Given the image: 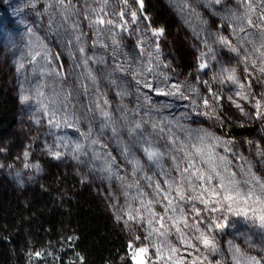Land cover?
Listing matches in <instances>:
<instances>
[{
    "label": "rangeland",
    "instance_id": "1",
    "mask_svg": "<svg viewBox=\"0 0 264 264\" xmlns=\"http://www.w3.org/2000/svg\"><path fill=\"white\" fill-rule=\"evenodd\" d=\"M161 1L176 16L180 26L179 35H182L183 41H186L187 53L191 62L188 67H185L184 61L178 58L179 55L176 56L178 53L166 48L169 43L162 36L160 37L161 59L169 67L161 70L169 75V84L179 82L185 87L198 89L199 98L195 93H187L197 99L200 105L195 111L189 106L188 100L157 96L154 93H149L151 103L147 104L142 96L138 99L137 89L140 86L135 83L131 74L114 71L117 62L131 63L135 67L136 61H144L145 57L140 56L137 43L144 40L151 44L155 39L135 0H128V5L132 10H137L139 19L136 24H132L131 17H126L129 21V31L120 32L116 37L121 45L117 57L112 55L113 49L108 33L103 35L104 42L109 45L107 49L99 45L93 47L92 41L96 37L93 29L88 27V20H85L83 15L76 18L80 23L79 31L86 33L83 36L85 55L95 57L97 60L102 58L104 61L97 63L89 60L88 67L96 78L95 84L87 78L88 73L82 66L83 62L74 40V34H71L70 27L66 31V26L62 22L58 23L61 21L58 15L59 9L48 8L49 0H0V68L15 98L14 131L19 137V146L10 151L11 153L3 151L4 157L0 158L1 180H8L20 187L30 184L39 177L41 172L36 161L48 160L52 165L75 174L80 183L90 190L117 221L115 216L125 200L124 188L115 176L109 178L107 173L99 170V162L94 159L93 153H111V156L116 158L113 171L125 176L129 182L133 179L132 166L122 155L125 147L139 158L149 175L157 171L139 146L134 144L133 137L128 133V126L121 117V110L127 113L129 120L133 118L138 120L140 117L148 119L150 116L157 121L164 120L173 123L178 121L185 128L201 133L207 132L223 141H230L231 152L225 153L223 147L217 148V151L232 160L233 169L237 170L241 165L247 168L250 165L252 172L264 179V117L257 118L256 109L253 107L255 99L264 101V77L258 71L248 75L244 71L243 53L237 56L236 53L217 42L218 37L223 36L233 45H237V36L233 33V27L229 25L233 24L232 14L242 13V7L237 0H223L218 5L212 3L211 0ZM73 3L82 13L84 12L85 0H73ZM87 4L100 7L99 0H87ZM123 7L121 0H109L107 10L111 14L119 12ZM110 18L117 21L119 19L118 16L112 15ZM217 24H222L224 29L219 30L215 36L212 28L216 29ZM113 31L118 30L113 29ZM70 34L73 39L72 44L68 43ZM212 39L216 41L214 44L216 59H209L210 66L198 71L197 63L202 62L200 53L207 52L203 41L207 40L209 44ZM39 43H42L48 50V57L46 61H41L37 66L31 62V53L39 46ZM41 54L44 55L43 52ZM21 64L23 68L20 67ZM221 68H235L236 76L241 83L245 84L246 90L248 82L251 81V97L248 101L241 100L235 95L238 90L237 85L227 81L220 83L218 74ZM249 70L251 71L250 65ZM56 73H61L62 76ZM113 80L115 84L111 83ZM204 82H207L212 91L221 97L218 103L211 101ZM37 84L43 85L41 90L47 101L53 97L60 100L64 94L72 93V104L75 107L70 111L80 118L79 131L63 126L54 128L48 124V116L41 110L35 97L34 88ZM81 84L87 86L88 95L83 94ZM97 88L109 101L107 110L116 122L118 128L116 136L113 135L111 127L101 132L102 118L99 113L93 114L87 111L90 99H95ZM141 91L148 92L147 89H141ZM119 92L128 94L121 96L117 94ZM23 94H29L31 99L22 102L20 97ZM229 96L241 104L243 111L228 99ZM204 97L210 98L211 107L208 109L203 107L202 98ZM138 105L144 106L138 109ZM203 112H208L209 115L198 114ZM145 113H148V116H145ZM93 115L95 119L92 118ZM230 122L248 127L252 133L240 137H229L226 130ZM89 124H91L92 136L85 139L82 134L88 132ZM145 127L148 132H151L150 126ZM181 136L183 137V133ZM61 138L73 146L76 143L84 145L87 155L73 153L71 148L56 149L55 145L61 142ZM92 139H97L99 143L92 145ZM50 149L59 150L63 154L60 158H55ZM164 164L166 167H171L170 160L165 159ZM143 183L141 181L142 185ZM117 222L126 228L129 241L133 240L135 235H140L141 241L137 244L147 243L143 239V229L138 225L130 224L125 227L122 221ZM215 236L219 251L209 257L212 264L216 261H220L221 264H233V249L229 242L247 255L264 258V231L256 226L238 221L234 228H229L225 233H216ZM174 243L178 242L174 240ZM128 252L129 249L127 255ZM36 253L41 255L37 256ZM56 258L57 256L53 253L35 252L32 249L27 251L24 257L25 264H53Z\"/></svg>",
    "mask_w": 264,
    "mask_h": 264
},
{
    "label": "snow or ice",
    "instance_id": "2",
    "mask_svg": "<svg viewBox=\"0 0 264 264\" xmlns=\"http://www.w3.org/2000/svg\"><path fill=\"white\" fill-rule=\"evenodd\" d=\"M108 2L109 0H99L100 7H92L85 0L86 8L83 13L76 7L73 0H49L48 4V8L59 9L58 15L61 21L58 23L62 22L66 26V31L70 27L71 34H74V40L81 54L82 66L87 70V78L91 79L93 84L96 78L88 67L89 60L97 63L104 61L102 58L97 60L95 57L85 55L83 36L86 33L79 31L80 23L76 18L83 15V18L88 20V27L93 29L96 37L92 41L93 47L99 45L107 49L109 45L104 42L103 35L109 34L113 57L119 55L121 47L116 37L120 32L129 31V21L126 17H131L132 24H136L139 19L137 10L130 8L128 0H121L124 7L119 12L111 14L107 10ZM135 2L139 4V11L142 12L143 0H135ZM211 2L218 5L223 0H211ZM237 2L243 11L233 13L234 26L229 25L233 27V33L237 36V45H233L223 36L218 37L217 42L236 53L237 56L243 53L244 71L248 75L258 71L264 77V0H237ZM110 15L118 16V21L110 18ZM144 19L148 18L144 17ZM149 31L155 38L153 43L148 44L144 40L137 43L140 56L145 57V60L136 61L135 67L131 63L117 62L114 71L131 74L135 83L140 86L137 89L138 99L142 96L147 104L151 103L149 93H154L157 96L188 100L189 106L195 111L200 105L197 99L187 93H195L199 98L198 89L185 87L179 82L168 83L169 75L161 70L169 67L161 59L160 52V37L163 36L164 30L151 28L149 24ZM71 34L69 44L73 43ZM37 41L39 42V38ZM203 43L207 52L200 53L202 61L199 64L200 70L210 66L209 59H216L215 51L208 41L204 40ZM42 52L44 55L41 54ZM47 57L48 50L39 43V46L31 53V62L39 66L41 61L47 60ZM20 67L23 68V64ZM56 75L62 76L61 73ZM218 75L220 83L227 81L238 86L235 93L237 97L244 101L250 99L251 81L248 82L246 90L245 84L241 83L236 76L235 68H221ZM111 83L115 84V80ZM204 84L208 88L211 101L218 103L221 97L212 91L207 82ZM42 88L41 84L35 85L34 93L41 110L48 116V124L54 128L63 126L79 131L80 118L70 111L75 107L72 104V93L64 94L60 100L53 97L47 101ZM81 89L83 94L88 95L86 85L81 84ZM141 89H147L148 92H143ZM117 94L123 96L128 93ZM209 97L202 98L205 109L211 107ZM20 99L22 102H27L31 97L29 94H23ZM228 99L243 111L241 104L237 103L232 96ZM89 104L87 111L93 114L99 113L102 118L101 132L111 127L113 135H118L116 122L107 110L109 101L98 88L95 99H90ZM143 106L138 105V109ZM253 107L256 109L257 118L264 117V111H262L264 101L255 99ZM198 114L209 115L208 112ZM145 116H148V113H145ZM121 117L128 126V133L133 137L134 144L139 146L147 160L157 169L149 175L139 158L125 147L122 155L132 166L133 179L129 182L125 176L113 171L116 158L112 157L111 153H93L94 159L99 162V170L107 173L109 178L115 176L124 188L125 200L123 206L118 209L116 220L122 221L125 227L130 224L138 225L143 229V239L147 241V243L137 244L141 241V236L135 235L127 245L129 249L127 257H122V260L131 261V264H212L209 257L219 251L216 233H225L229 228H234L238 221L246 222L264 231V179L256 176L250 165L247 168L241 165L237 170L233 169L232 160L217 151V148L223 147L225 153L231 152L230 141H223L207 132L201 133L185 128L178 121L175 123L157 121L150 116L148 119L140 117L138 120L135 118L129 120L124 110H121ZM92 118L95 119V115ZM37 123H39L38 120ZM146 125L150 126L151 132L147 131ZM82 135L85 139L92 136L91 124H89L88 132ZM91 143L96 145L99 141L92 139ZM55 148H71L73 153L87 155L84 145L76 143L73 146L63 138L55 145ZM50 152L55 158H60L63 154L59 150L50 149ZM165 159L171 161V167L165 166ZM141 181L144 182L143 185ZM174 240L178 243H174ZM229 244L233 249V264H264V258L247 255L239 247L231 245V242ZM36 255L41 254L36 253ZM215 264H221V262L216 261Z\"/></svg>",
    "mask_w": 264,
    "mask_h": 264
},
{
    "label": "trees",
    "instance_id": "3",
    "mask_svg": "<svg viewBox=\"0 0 264 264\" xmlns=\"http://www.w3.org/2000/svg\"><path fill=\"white\" fill-rule=\"evenodd\" d=\"M141 14L152 28L164 30L163 37L169 43L166 48L177 52L188 67L191 62L186 41L179 35L174 13L161 0H143ZM215 28V36L224 29L222 24ZM214 44L212 39L209 45L216 49ZM197 67L200 71L198 63ZM14 108L15 98L0 68V158L3 151L11 153L19 146ZM226 131L229 137L252 133L234 122ZM36 164L41 172L30 184L20 187L0 179V264H25L30 249L55 254L53 264H131L121 259L127 257L126 228L75 174L48 160L39 159Z\"/></svg>",
    "mask_w": 264,
    "mask_h": 264
}]
</instances>
